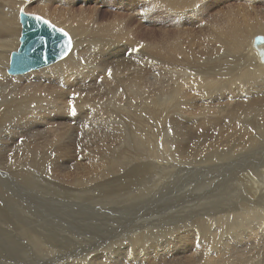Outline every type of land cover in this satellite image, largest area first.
I'll return each mask as SVG.
<instances>
[{"label": "bare ground", "instance_id": "6f19581e", "mask_svg": "<svg viewBox=\"0 0 264 264\" xmlns=\"http://www.w3.org/2000/svg\"><path fill=\"white\" fill-rule=\"evenodd\" d=\"M20 12L66 31L72 41L66 58L25 75L7 74L19 47ZM261 35L264 0H0V196L11 203V193H20L16 184L9 188L12 179L44 182L23 167L43 175L51 149L56 160L49 187L44 184L58 198L41 204L49 214L65 206L62 199L93 205L127 195L130 206L133 199L144 203L135 227H187L174 236L175 246L189 247L190 254L204 244L213 250L208 258L196 252L188 264H239L241 254L227 256L239 241L253 246L251 255L264 264V62L258 55L264 44H252ZM19 138L21 155L5 154L8 141ZM11 158L14 165L7 166ZM190 180L185 188L197 185L195 216L185 217L190 206L182 200L173 210L184 212L181 219H154L153 210L169 208L148 195ZM86 191L92 195H81ZM177 199L173 193L171 203ZM1 216L0 227L17 228L33 227L39 217Z\"/></svg>", "mask_w": 264, "mask_h": 264}, {"label": "rangeland", "instance_id": "374dc122", "mask_svg": "<svg viewBox=\"0 0 264 264\" xmlns=\"http://www.w3.org/2000/svg\"><path fill=\"white\" fill-rule=\"evenodd\" d=\"M103 8L101 10H105V9L108 10L109 9L106 7H103ZM34 15H37V14H34ZM168 25H166L165 27L168 29L171 28V25H169V26ZM159 28L162 29L161 26ZM262 37L264 38V36H262ZM69 98L70 97H68V100L72 101ZM79 122L80 121L76 120L74 123H79ZM74 123H70V124H74ZM17 140L18 141H14V142L8 141V144H9V142L11 144H9V146H8V144L6 146H4L3 152L5 154H8L13 149H15V153L17 152L18 156L21 155L20 152L22 151L24 140L22 138L21 139L19 138ZM14 144H16V145H14ZM46 151L48 152V155L50 156V160H47L48 162L45 161V162H47L44 165V173L45 174L43 173V175H42V173L40 171H37L36 168L32 169L29 165L28 166L26 165L28 168L30 167L29 169L26 166L23 167V168H25L24 170L26 172H29L32 175L33 174L38 175L36 177L41 178V176H43L44 180H45L44 182L37 180L35 177H31V182L29 181L30 183L28 181H25L23 179V176H22V179L20 177L17 179V181L12 179V185H10L9 188L11 189L13 187V185L16 184L15 186L20 187L22 189L20 191V193L19 192H16L18 194L11 193V203L12 204L9 203L7 200H4L3 197L0 196V201H1L0 202V205H1L0 206V216L2 215L1 216L2 218L6 217L7 214H8V216L16 215L15 216L16 218L23 219V220L26 219L25 222H29L30 219L33 220L34 218H36L35 215L39 216L37 219V223L39 225L34 223V226L30 227V228H28V227H18V228L17 227H0V264H52V262H55L53 264H63V263H66V264H123L125 261H126L125 262L126 264H135V263L136 264H143V263L144 264H172L171 263L172 261L175 264H181L182 262L184 264H188L187 262L191 261L190 259L194 257V254L199 251V250H197L195 252L192 249V252H195V253H192L193 254L192 255L185 250L189 247H183V246L177 245V244L175 246L173 239L176 237H174V236H176L177 234H181L182 229L187 228V227H181L182 229L179 227H156V230H155V227H153V229L155 230L154 232H153L152 227L151 228L150 227H148V228L142 227L143 231H142L141 227H135L136 226L135 219L137 217L144 219L143 217L145 214H143L142 210H141L143 208L144 203L143 204L142 203L136 204V202H134L136 200L133 199L131 202L135 203V205L130 206L127 203V199L129 198L127 195H121L119 198L116 196V194H114L111 201L109 200L110 202L109 201L106 202L108 197L102 198V196H101V198L103 199L102 204L99 203L100 199H97L96 203L93 205H89V203L87 201H85L84 205H86V204L88 205L85 207L81 203H80L81 204L80 205L79 203L75 202V200L73 201V199H69V198L68 199H62L61 204L66 203L65 206H60L63 208L59 209L58 213H53V215L49 214L53 211L52 208H54V207L49 208L52 210V211H49V210H47L46 206L42 207L41 204L46 203L47 197H48V200H49V198H51L53 200L54 198H52V197L56 196L53 193V191H54L53 189L50 188V190H49V188H48L49 185L46 182V181L51 180L50 170L52 169V166L50 165V162L52 163L53 161H55L56 156L54 154V151H52L51 149H47ZM79 152L80 151L78 150V153ZM14 156L15 155H13V157ZM12 158L5 160L7 166L14 165V162H10V161H12ZM39 160H42V159H39ZM76 160L79 161L78 158ZM105 167L106 166H103V168H105ZM31 169H32V171H31ZM0 170L2 171L3 169L1 168ZM70 170L72 171V168ZM1 171H0V174H1ZM46 175H47V177H46ZM5 176H8V173L5 172ZM34 180H36L35 181L36 183L33 182ZM192 181L193 180H190V181H188L187 184H182L181 186H176L175 191H173L170 188V184H166L165 187H163L157 194H154L151 196L148 195L147 200L149 202L151 201V202L155 203L157 201L156 199H159L158 200L159 202L164 201L163 204L166 206V208L170 209L169 214H166V211H168L169 209L163 211L162 208H156L155 210L152 211L153 215H154V219H156V220L159 219V221L161 222L166 218V216H170V218L172 220H175L174 222H176L177 220H179L183 217L184 212H186L185 213L186 218H190L192 216H195V214H190V211L195 209V207H192V203H194L196 200L195 194H192L191 191H196L195 188H197V185L192 187V189L191 188H185ZM18 182L26 184V185L19 186ZM179 182H184V181L180 180ZM44 183H47L48 187ZM36 184H37V186H36ZM40 186H42V188ZM142 186H143V188L146 187V185H143V184H142ZM28 189H30L31 191H29ZM173 193H174V195L178 194V199L173 200L171 203L170 199H171V195ZM34 194L36 196H34ZM83 194H91L92 195V192L86 191V192L82 193L81 195H83ZM162 195H163V198H165V199L162 198ZM21 197L23 200L20 199ZM56 197L58 198V196H56ZM1 199H3V200H1ZM35 199H36V201H35ZM30 200H32L31 203H29ZM71 200L74 203H72ZM182 200H183V203L186 205H189L190 208L183 210L184 212H182V213L178 212L179 210L173 211L178 207L179 202H181ZM35 203L37 205H35ZM138 206H140V208ZM12 207H14L13 210H12ZM7 210H8V212H7ZM3 212L6 215H4ZM171 212H172V214H171ZM44 213H47V215L46 214L44 215ZM40 215H42V216H40ZM26 216H27V218H26ZM147 218H148V216H147ZM149 219H151V218H149ZM52 223H54V224H52ZM66 225H68V226H66ZM154 225L157 226L156 223H154ZM191 228H194V227H191ZM195 228H200V227H195ZM138 229H139V231H138ZM145 230H146V232H144ZM163 230H165V231H163ZM167 230H169L170 232L169 231L167 232ZM175 231H178V232H175ZM148 232H150L151 235ZM165 232H167V235ZM162 234H163V237H159V235L162 236ZM168 234H169V237H168ZM195 234H196L195 240L198 243V240L201 237L200 230L198 229V231H196ZM170 236H172V237L170 238ZM164 238L167 241L166 243H168V244L165 243V240H163ZM152 239H154L156 241V243ZM139 240H140V242H139ZM129 241L131 242V244ZM36 242H43L44 243L43 246L47 247V250H43L40 246H38L36 244ZM108 243L112 244V245H108ZM140 243L141 244L143 243V244L141 245ZM171 243H173V245ZM119 244H121L122 247L124 246V248H122ZM139 244H140V246H138ZM240 244H241V242L239 241L235 245L230 246L229 250H231V252L230 251L227 252V256L230 260L232 258L233 259L241 258V256H242L241 262H238L239 264L240 263L241 264H255V262H256V264H261V261L258 258L254 259L255 257L251 255V254H253L252 250H251V248H254L253 246H249V245L246 246L245 243H243V245H240ZM131 245H133V246H131ZM152 245H153V247H152ZM154 247H156V248H154ZM175 247H177V249ZM199 247H201V246H199ZM199 247H197V248H199ZM246 247L248 249L247 251H249V252L246 251ZM243 248H245V249H243ZM125 249H126V251H125ZM150 249H153V250H150ZM172 249H174V250L176 249V250L174 251ZM100 250H101V252H100ZM48 251L50 253H48ZM200 251L204 252L203 254L205 257L207 254L212 255V253H213V250L209 246L207 247V245H205V244L200 249ZM200 251L198 252V254L201 253L200 255H202V252H200ZM104 252H105V254H104ZM107 252L108 253L110 252V253L108 254ZM136 253H138V254H136ZM248 253L250 254V256ZM92 254H93V257H91ZM239 254H241V256ZM138 255H140V256H138ZM232 255H234V257L231 258ZM130 256H132L133 258L132 257L130 258ZM142 257H144V258H142ZM252 257H253V259H252ZM82 258H85V259L82 260ZM86 258H88V259H86ZM206 258H208V257H206ZM211 258H213V256H211ZM133 259H135V260H133ZM140 259H145V260L140 261ZM161 259L163 260V262ZM187 259H188V261L185 262V260H187ZM244 261L247 263H245ZM105 262H107V263H105ZM141 262H143V263H141Z\"/></svg>", "mask_w": 264, "mask_h": 264}, {"label": "water", "instance_id": "95a60500", "mask_svg": "<svg viewBox=\"0 0 264 264\" xmlns=\"http://www.w3.org/2000/svg\"><path fill=\"white\" fill-rule=\"evenodd\" d=\"M38 15L20 12V37L18 49L11 53L7 74L21 76L29 72L49 67L66 58L72 49V41L68 33L52 23L45 24L46 19ZM67 35H64V34ZM70 42V44H69ZM255 47L264 44L262 36H256L252 43ZM264 62V51H258Z\"/></svg>", "mask_w": 264, "mask_h": 264}, {"label": "snow or ice", "instance_id": "6c2138e0", "mask_svg": "<svg viewBox=\"0 0 264 264\" xmlns=\"http://www.w3.org/2000/svg\"><path fill=\"white\" fill-rule=\"evenodd\" d=\"M35 19L40 20L41 18L39 16H37V17H35ZM43 22L45 24H48L49 23L48 21H43ZM64 35H67V34L65 33ZM69 44H70V42H69ZM70 107H71V102H70ZM71 111H72V114L75 115V109L72 108Z\"/></svg>", "mask_w": 264, "mask_h": 264}]
</instances>
